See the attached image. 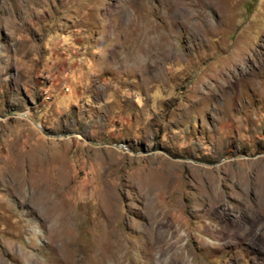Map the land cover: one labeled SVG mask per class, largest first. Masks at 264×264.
Here are the masks:
<instances>
[{
	"label": "rangeland",
	"instance_id": "1",
	"mask_svg": "<svg viewBox=\"0 0 264 264\" xmlns=\"http://www.w3.org/2000/svg\"><path fill=\"white\" fill-rule=\"evenodd\" d=\"M0 264H264V0H0Z\"/></svg>",
	"mask_w": 264,
	"mask_h": 264
}]
</instances>
